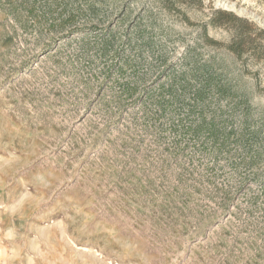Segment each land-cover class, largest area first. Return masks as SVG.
Wrapping results in <instances>:
<instances>
[{"label": "rangeland", "instance_id": "obj_1", "mask_svg": "<svg viewBox=\"0 0 264 264\" xmlns=\"http://www.w3.org/2000/svg\"><path fill=\"white\" fill-rule=\"evenodd\" d=\"M0 264H264V0H0Z\"/></svg>", "mask_w": 264, "mask_h": 264}]
</instances>
